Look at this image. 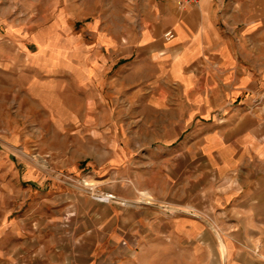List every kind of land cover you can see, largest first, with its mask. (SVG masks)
Returning a JSON list of instances; mask_svg holds the SVG:
<instances>
[{
  "label": "crops",
  "instance_id": "crops-1",
  "mask_svg": "<svg viewBox=\"0 0 264 264\" xmlns=\"http://www.w3.org/2000/svg\"><path fill=\"white\" fill-rule=\"evenodd\" d=\"M256 32H264V0H197L183 10L164 0L139 19L134 39L119 34L105 45L108 57L93 68L108 99L91 127L127 128L134 107L136 128L180 133L102 140L138 161L134 184L119 176L125 204L72 201L71 231H60L68 248L53 234L31 238L29 220L0 221V264H264V57L254 56ZM97 105L85 102L93 114ZM191 128L198 135H185Z\"/></svg>",
  "mask_w": 264,
  "mask_h": 264
},
{
  "label": "rangeland",
  "instance_id": "rangeland-1",
  "mask_svg": "<svg viewBox=\"0 0 264 264\" xmlns=\"http://www.w3.org/2000/svg\"><path fill=\"white\" fill-rule=\"evenodd\" d=\"M163 1L0 0V221L29 220L31 238L53 234L68 248L61 232L71 231L72 201L98 202L99 194L112 193L119 202L108 203L121 206L117 190L125 182L119 176L135 183L134 155L125 160L102 140L180 133L136 128L134 107L127 128L91 127L102 121L101 102L108 99L93 64L108 57L104 46L117 43L119 34L134 39L139 19H149ZM254 42L261 61L264 32H256ZM92 97L99 103L94 114L85 106ZM185 135L198 131L191 128ZM56 217L60 226L50 223Z\"/></svg>",
  "mask_w": 264,
  "mask_h": 264
},
{
  "label": "built area",
  "instance_id": "built-area-1",
  "mask_svg": "<svg viewBox=\"0 0 264 264\" xmlns=\"http://www.w3.org/2000/svg\"><path fill=\"white\" fill-rule=\"evenodd\" d=\"M197 0H174V5L178 10H183L186 6L195 3ZM173 38V33L171 31H167L164 34L165 40H170ZM98 199L102 202H112L117 203L119 202L118 198L112 193H104L99 194ZM124 205V203H121Z\"/></svg>",
  "mask_w": 264,
  "mask_h": 264
}]
</instances>
